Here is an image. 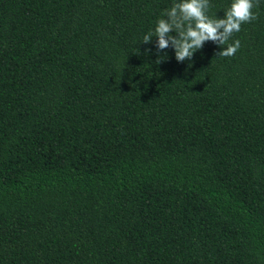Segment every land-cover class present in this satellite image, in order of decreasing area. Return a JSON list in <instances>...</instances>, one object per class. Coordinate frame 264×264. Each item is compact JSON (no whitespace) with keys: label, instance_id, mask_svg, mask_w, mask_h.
I'll list each match as a JSON object with an SVG mask.
<instances>
[{"label":"trees","instance_id":"16d2710c","mask_svg":"<svg viewBox=\"0 0 264 264\" xmlns=\"http://www.w3.org/2000/svg\"><path fill=\"white\" fill-rule=\"evenodd\" d=\"M173 3L0 0V264H264V0L156 64Z\"/></svg>","mask_w":264,"mask_h":264},{"label":"clouds","instance_id":"9594fccd","mask_svg":"<svg viewBox=\"0 0 264 264\" xmlns=\"http://www.w3.org/2000/svg\"><path fill=\"white\" fill-rule=\"evenodd\" d=\"M258 4L259 0H232L224 18H213L208 15L210 0H174L172 6L156 21L154 30L143 36V43L150 44L156 38V64L167 59L166 55L161 56L160 53L170 46L178 62L190 61L207 41L222 47L217 56L231 57L240 48V41L229 43L230 38L234 32L241 30L242 24L258 18L253 11ZM173 32L176 35H172ZM146 52L150 53L151 49H146Z\"/></svg>","mask_w":264,"mask_h":264}]
</instances>
